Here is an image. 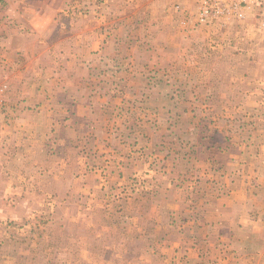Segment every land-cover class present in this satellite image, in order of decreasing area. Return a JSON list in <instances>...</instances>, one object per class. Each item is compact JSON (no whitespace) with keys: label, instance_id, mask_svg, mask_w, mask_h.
<instances>
[{"label":"crops","instance_id":"1","mask_svg":"<svg viewBox=\"0 0 264 264\" xmlns=\"http://www.w3.org/2000/svg\"><path fill=\"white\" fill-rule=\"evenodd\" d=\"M71 1L0 0V79L8 83L0 96V156L19 159V181L11 182L13 168L4 163L0 224L25 228L35 213L48 212L40 235L50 239V251L82 253L63 264H264V38L255 40L249 24L239 32L230 22L192 26L169 7L172 0H146L138 23L132 4L124 11L119 0H105L100 21L71 16ZM187 27L195 28L190 38ZM193 37L215 45L201 56L209 67L194 71L210 77L192 87L205 97L188 102L187 83L173 86L163 75L176 73L168 61L184 60ZM190 104L210 108L208 150L205 134L193 132L184 109ZM237 122L259 139L258 162L243 156L246 144L229 130ZM181 142L192 144V158ZM190 176L189 194L177 183ZM133 177L144 179L142 186L132 185ZM120 186L134 190L106 208L110 189ZM100 189L95 225L84 199Z\"/></svg>","mask_w":264,"mask_h":264},{"label":"rangeland","instance_id":"2","mask_svg":"<svg viewBox=\"0 0 264 264\" xmlns=\"http://www.w3.org/2000/svg\"><path fill=\"white\" fill-rule=\"evenodd\" d=\"M154 1V0H153ZM161 1V0H158ZM146 0H119V3L122 5L124 11L125 10H129V4H132V7L130 8V11H133L135 13L130 14L131 18L134 19V17L136 16V21L137 23L140 21L141 19L145 16V7L148 5L145 3ZM172 3H170L169 7H174V9L177 10V8L181 9L183 11V19L185 21H190V23L192 24V26L196 25V22L198 21L200 24H209V23H216V24H225V22H230V25H234L236 26V29L240 30V24H242L244 27L249 24L251 26L252 31H250V35L253 37H256L255 40H259L261 39L260 37L264 38V0H246V2H242L241 3V11H236L232 14H228V15H221L218 17H211L209 16V14L205 17H202L200 15V11H199V5L197 3L196 0H172ZM72 5H67V6H72V7H67L69 9V14H71V16H78L80 15H90L93 18H96L98 20L101 21V17H103V7H102V3H105V0H72L71 2ZM156 3V0L153 2ZM150 3L149 5L153 4ZM172 4V5H171ZM159 5V4H158ZM162 5V4H160ZM72 8L74 9L72 11ZM66 13H67V9ZM172 10V12H173ZM174 10V12L176 11ZM124 11H122V15L126 16L129 15V13L126 12V14L124 13ZM129 15V16H130ZM176 18V15H175ZM227 24V23H226ZM138 29H143L140 26L137 27ZM195 28H189L187 27L185 30L187 31V36L190 38L192 36L191 30H194ZM245 29V28H244ZM140 32V30H139ZM259 35V36H258ZM186 36V37H187ZM173 37L176 38V34L173 35ZM215 44H207L204 43L202 41L197 42L194 37H193V42H190L186 45V54L183 56L184 60L182 58L177 59L176 57H174V59H170V61H168V65L171 64L173 67H175L176 69V73H174L171 76H165V74L163 75L165 78V80H170L171 79V83L173 86H176V82H179L181 84L187 83V87L188 89H185L187 91H185V95H186V99L188 102L190 101V97H195L196 94H200L202 98L205 97V92H197L192 89L194 81L197 80H208L210 77L207 74H204L202 72L201 69H199V73H194V71H197L198 67H204L205 69L207 67H209V63L210 60L205 59V58H201L202 54H206L207 51H209ZM261 45V44H260ZM169 53H176V50H169ZM103 65V64H102ZM160 67H157L159 69H162L163 64H159ZM165 67V66H163ZM1 68V66H0ZM182 69L184 71H187V74H182L179 75L177 72V69ZM203 68V69H204ZM201 72V73H200ZM178 75V76H177ZM152 78V80L154 81H158V77L160 78V75L158 74H150V76ZM163 79V77H161ZM173 80V81H172ZM175 80V81H174ZM170 82H168L169 84ZM0 87H3L2 90H0V96H2L3 94H5L8 90V83L6 81H1L0 79ZM121 91V92H120ZM119 91V94H124L125 92L122 91V89ZM173 94H176V90L172 91ZM248 93V92H247ZM249 97H251L252 95H257V92L254 93H250L248 94ZM173 99V97H171ZM201 98V99H202ZM1 99V98H0ZM200 99V98H199ZM183 106V105H182ZM174 108V107H173ZM175 108L177 109L178 106ZM174 108V109H175ZM181 109H183V107H179ZM173 109V111H174ZM184 109L189 110L190 112L188 113L191 118H192V122L191 125H195L196 129L193 132H202L205 135V140L204 143L202 145L203 150H208L210 145L209 142H212L211 139H208V137L210 136L209 132L212 131L213 128L212 127V123L210 122V108L209 107H200L199 105H194V104H190V106L188 107V105L186 107H184ZM244 110V109H241ZM128 112V111H127ZM241 114H243L241 112ZM244 115V114H243ZM127 117H129V115H126ZM126 117V118H127ZM194 118V119H193ZM245 122V121H244ZM231 125V129L229 130H233L234 133H238L239 134V142H244L246 144V148H244L243 150H246L245 152V156L246 159L250 162H258V159L261 160V157L257 156L258 155V151L256 148V144H259V139H252L250 140V138H248L250 136L249 131L251 130V128H249V126H246V124H239L234 123V124H229ZM251 127V126H250ZM256 130V129H255ZM248 133V134H247ZM243 134H245V139H242L241 136H243ZM248 136V137H247ZM212 137V136H211ZM203 138V137H202ZM241 139V140H240ZM218 140V139H217ZM214 140L213 143H215ZM171 149L174 148V152L176 154L175 151H177V153H179L180 151L175 149L178 147V145L176 144V141H171ZM179 145H181L180 148H183V150H185V154H191L189 156V158H192V153L193 150L191 148L192 144L189 142H181ZM235 147V146H234ZM237 149V147H235ZM182 150V151H183ZM139 151V150H138ZM241 153H243L244 151H241L240 148L239 150ZM184 152V151H183ZM254 155V156H253ZM141 156V155H138ZM179 156V154L177 155ZM142 157H146L144 155H142ZM257 158V159H255ZM12 160V161H10ZM18 158L16 156H12L10 159L6 158V161H4V158L2 156H0V167H2L4 170H2L0 168V182H3L2 180V176L4 174V179L9 176V174L7 173V171L5 170V168L7 167L4 163L6 162H10L9 164V168L12 167L13 170L12 172H10L11 177H12V181H19L17 179L18 177V172H17V167H18ZM185 161V160H183ZM192 161V160H190ZM189 161V162H190ZM183 163V162H181ZM154 164H151V166L149 167L150 170H153V166ZM159 163H156L155 166H158ZM9 168H7L9 170ZM101 175V172H100ZM192 176V175H191ZM191 176L188 177H184L183 181L180 184L179 178H178V183L177 186H179V188H182V185H185L187 188V192H193L194 191V177L191 178ZM144 180V179H142ZM142 180L139 179L140 182V186H142ZM196 181V180H195ZM139 182L136 181V177H133L132 179V185L136 184L135 186L137 187L139 185ZM142 183V184H141ZM118 190V191H116ZM116 190L114 188L110 189V194L108 197V200L106 201V208H111L114 209V206L117 207L120 205V203H115V201L120 200L121 198V194L125 195V193L128 192H132V190H134L133 187L130 186V188H124L122 186L117 187ZM181 191H185V189H181ZM95 191H92L87 195V199L86 200L84 206L85 208L89 209L90 215L93 216L92 220L89 221L88 223H92L93 221H97L100 220L99 219V215L101 214V189L98 190L97 192H95V196L93 198H90V194L94 193ZM105 195L107 193H104ZM190 194V193H189ZM118 196V198H117ZM85 198V196H83ZM91 199H96V200H91ZM100 201V202H99ZM90 202V203H89ZM115 203V204H112ZM119 202V201H118ZM118 204V205H117ZM193 201L189 202V205H192ZM77 207V205H76ZM48 212L44 213V211L42 212H37V214L35 213L34 217L30 220H28L27 222L29 223V226L25 227L21 224V221H17V222H7L6 225H2L0 224V264H63L64 261H62L63 258H70L71 260H77L78 257H81V251L77 250V249H73L71 251H61L60 249L58 251H50V246H51V242L50 239L48 237H45L43 235H40V233L42 231L45 232V228L44 226H47V220L48 218L46 217V214ZM39 215H41V217H38ZM45 215V216H44ZM46 217V218H45ZM83 222V221H82ZM76 224V223H75ZM98 224V221L95 222V225ZM73 225V224H72ZM181 225V224H180ZM5 226H10L11 228L5 229ZM80 228L81 227V223H78L77 226L73 225V228ZM85 227V226H84ZM5 229V233L4 230ZM72 237H78L76 235L72 236ZM90 242L92 244H96L98 245L99 242L97 241V239H99L100 237L98 236H94L91 235L88 237ZM60 242L62 241L61 239L59 240ZM59 242V243H60ZM61 244V243H60ZM76 244V242L74 243ZM11 246L10 248H13L12 250L14 251L12 254V258L11 260H7V258L5 257V255L7 254V248ZM20 246V250H18V247ZM46 246V248H45ZM39 248V253L35 252V251H30V248ZM21 252L20 255L18 252ZM92 253H94V257H98L97 253L95 251H92ZM92 257V256H91ZM7 261H11V263H7ZM75 262V261H73ZM76 263V262H75ZM73 263V264H75ZM79 264V263H77Z\"/></svg>","mask_w":264,"mask_h":264},{"label":"built area","instance_id":"3","mask_svg":"<svg viewBox=\"0 0 264 264\" xmlns=\"http://www.w3.org/2000/svg\"><path fill=\"white\" fill-rule=\"evenodd\" d=\"M199 5L200 15L211 17L232 14L241 11V3L246 0H196ZM3 87H0L2 90Z\"/></svg>","mask_w":264,"mask_h":264}]
</instances>
